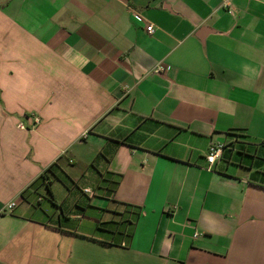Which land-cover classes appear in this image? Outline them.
I'll return each mask as SVG.
<instances>
[{
	"label": "crops",
	"instance_id": "crops-1",
	"mask_svg": "<svg viewBox=\"0 0 264 264\" xmlns=\"http://www.w3.org/2000/svg\"><path fill=\"white\" fill-rule=\"evenodd\" d=\"M0 264H264V0H0Z\"/></svg>",
	"mask_w": 264,
	"mask_h": 264
},
{
	"label": "built area",
	"instance_id": "built-area-1",
	"mask_svg": "<svg viewBox=\"0 0 264 264\" xmlns=\"http://www.w3.org/2000/svg\"><path fill=\"white\" fill-rule=\"evenodd\" d=\"M147 32L152 34L155 31V26L153 24H149L146 27ZM162 68H156L155 69V73H161ZM40 117L35 116L33 119V127H35L36 125H38L40 123ZM19 127L22 129H28V126L24 123H20ZM32 127V128H33ZM226 148V145L223 143H211L210 148H209V154L207 156V162L209 163V165L214 164L217 160V158L222 154L223 150ZM210 169V168H208ZM84 193L85 194H89L90 196H93L95 193L91 188H85L84 189ZM16 206V202H11L8 204V209L12 210L14 207ZM198 236V234H195V237Z\"/></svg>",
	"mask_w": 264,
	"mask_h": 264
}]
</instances>
